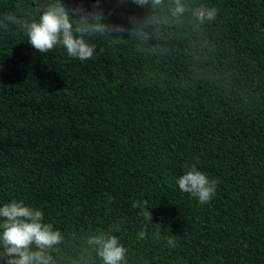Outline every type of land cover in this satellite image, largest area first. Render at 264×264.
<instances>
[{
	"label": "trees",
	"instance_id": "1",
	"mask_svg": "<svg viewBox=\"0 0 264 264\" xmlns=\"http://www.w3.org/2000/svg\"><path fill=\"white\" fill-rule=\"evenodd\" d=\"M56 2L0 0V206L42 210L50 264H103L101 234L121 264H264V0H60L74 28L111 29L84 35L85 61L27 39ZM193 164L217 181L207 204L179 189Z\"/></svg>",
	"mask_w": 264,
	"mask_h": 264
},
{
	"label": "clouds",
	"instance_id": "2",
	"mask_svg": "<svg viewBox=\"0 0 264 264\" xmlns=\"http://www.w3.org/2000/svg\"><path fill=\"white\" fill-rule=\"evenodd\" d=\"M153 2L160 4L161 0H153ZM99 3L100 0H96V4ZM137 3L144 5L147 0H137ZM175 3L174 16L185 11L181 0H175ZM82 11L81 7H76L70 12L60 0H57L40 15L38 20L23 21L21 26L26 30L30 45L38 53L46 54L55 47L62 46L69 57L85 61L93 57L95 47L85 40L84 35L103 34L111 29L102 23L92 25L79 23L74 28L73 13L79 16ZM193 15L201 22L212 21L217 16V9L200 7L193 12ZM85 19L86 17L81 16L82 21ZM185 167L187 171L177 180L180 191L198 198L201 204H207L216 194L217 181L199 171L194 164ZM133 207L140 208L139 214L144 220L151 222V209L137 202L133 203ZM0 218L4 219L0 239L7 249V255L11 258L8 264H50L51 257L46 254V250L58 244L61 236L50 224L42 222L44 220L42 210L13 200L0 206ZM140 235L143 236L144 232L142 231ZM89 243L97 247L103 264H121L124 260L126 249L118 243L116 236L106 238L101 234L91 238ZM168 243L173 245L174 241L169 239ZM33 244L36 247L35 251L31 248Z\"/></svg>",
	"mask_w": 264,
	"mask_h": 264
}]
</instances>
